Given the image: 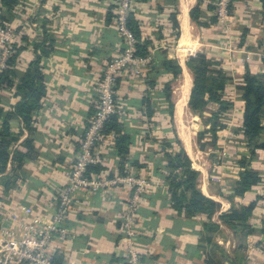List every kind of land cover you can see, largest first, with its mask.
<instances>
[{"label": "crops", "instance_id": "1", "mask_svg": "<svg viewBox=\"0 0 264 264\" xmlns=\"http://www.w3.org/2000/svg\"><path fill=\"white\" fill-rule=\"evenodd\" d=\"M198 1L202 8L201 21L210 23L215 14V10L209 9L213 0H134L133 4L132 12L141 27L142 38L152 41L148 55L153 62L141 75L132 71L121 74L116 97L123 131L131 138L126 170L144 174L153 183L143 194L137 209L142 262L207 264L210 258L219 264H264V149H259L251 160V166L260 172L262 182L244 196H235L233 186L241 169V151H247L248 155L244 156H249V150L231 146L233 167L229 169L224 163L215 164L213 158L196 161L198 154L192 136L195 126L201 131L203 124L194 123L189 128L184 122L193 86V76L186 61L190 55L204 52L219 61L232 78L227 97L232 98L235 107L224 113L231 122L221 134L245 137L239 130L244 106L236 85L242 83L247 67L253 73L264 72L263 3L261 0L234 1L230 17L234 38L229 43L230 38L219 30L217 22L204 26L191 19V9ZM115 2L21 0L13 10L11 27L16 35L15 44L22 47L15 79L22 77L29 64L40 55L46 95L42 107L34 115L35 129L31 134L21 118L11 120L13 132L23 129L18 143L30 135L38 154L34 159L26 160L18 182L11 190L4 191L3 176L0 175V218L5 228H17L19 220L11 218L10 214L21 216L23 207L30 206L39 215L51 217L59 191L69 182L81 139L98 106V81L102 70L123 51L124 43L115 22ZM109 11L111 17H108ZM172 13L177 14L179 35L171 20ZM175 38L184 48L175 49ZM43 48L45 51L42 52ZM165 57L177 59L182 67L181 83L177 93L174 90L172 95L173 120L168 112L164 88L168 83L173 86L179 77L164 72ZM187 74L192 82L186 98ZM14 91L15 88L2 91L7 107L19 100ZM144 99L150 101L152 114L148 113V101ZM207 107L215 111L218 104L210 102ZM232 126H236L235 132L239 134L231 133ZM175 131L193 167L201 172L200 189L221 205L212 217L205 213L187 216L172 205L163 141L174 139ZM258 140L264 142V131ZM99 151L106 171L119 174L120 157L112 134L99 145ZM130 193V187L114 185L97 192L81 190L75 195L65 221L69 236L64 240L55 239L50 249L52 254L59 256L60 264H127L121 221L124 203ZM251 201H256L248 220L253 229L251 233L238 232L221 219L223 213ZM210 224L215 225L213 231L207 228ZM223 250L227 257H223Z\"/></svg>", "mask_w": 264, "mask_h": 264}, {"label": "trees", "instance_id": "2", "mask_svg": "<svg viewBox=\"0 0 264 264\" xmlns=\"http://www.w3.org/2000/svg\"><path fill=\"white\" fill-rule=\"evenodd\" d=\"M215 1L213 0V2ZM232 1L234 2L235 0ZM261 1L264 7V0ZM20 2L21 0H0L1 29H7L11 25L14 17L13 10ZM233 6L232 3L230 5L231 12ZM215 8L214 3L209 5V9L215 10ZM110 12L108 17L112 15ZM190 15L193 21L204 26L218 20L214 14L210 23L201 21L202 8L200 1L191 9ZM171 20L177 35H179V23L176 13L171 14ZM128 24L137 38L136 54L147 56L152 41L142 38L141 27L132 11L129 15ZM21 50V46L13 43L5 67L0 68V175L3 176L1 185L4 191L11 190L16 186L19 180V173L23 169L26 160L34 159L38 154L34 139L30 135L18 143L23 134V129L16 133L13 132L11 120L21 118L25 128L31 134L35 129L34 115L42 107V99L46 95L45 77L40 66V55L36 56L29 64L24 75L16 81L15 70ZM43 51H45L44 48ZM186 64L193 76V86L188 101L190 109L195 113L203 114L210 102L218 104L217 110L212 112L211 128L199 132V136L203 138L209 131L216 133L219 126H221L220 118L222 114L231 111L235 107L232 98L230 96L227 97V89L232 78L221 67L219 61L211 59L204 52H198L190 56ZM163 68L164 72L172 73L175 78L182 73V67L177 59L165 57ZM13 88H15L14 95L18 96L19 100L7 107L2 97V91ZM236 88L240 93L244 106L242 112L243 123L239 130L245 136L250 155H242L239 160L241 169L238 179L234 181L233 194L235 196H244L246 192L262 182L260 172L251 166V160L259 149H264V142H259L258 140L260 134L264 131V72L253 73L247 67L242 83L237 84ZM164 93L168 112L171 120H173L175 104L172 99L171 83L166 84ZM144 100L145 102L148 101V113L152 114L153 108H151L150 101L148 99ZM103 131L105 134H115V148L120 157V174L127 175L129 172L126 170V163L128 162L131 138L128 133L123 131V123L120 121L119 113L111 114L108 117ZM173 143L177 146L176 148H174ZM163 150L168 169L166 178L169 183V193L173 207L179 213H185L187 216L205 213L208 217H212L220 209L221 205L206 196L200 189L201 172L193 167L192 160L183 147L176 131L174 139H165L163 141ZM88 173H100L109 178L114 176V174L106 171V167L103 164L89 166ZM255 206L256 201H251L246 206L232 208L231 211L225 212L220 216L232 229L238 232L244 230L245 234H249L253 229L248 224V220L252 216ZM207 228L213 231L215 225L210 224ZM207 240L210 241L211 238H207ZM58 257L57 254L54 255V264H60L61 260ZM223 257H227V252L224 250ZM207 264H219V261L215 262L209 258Z\"/></svg>", "mask_w": 264, "mask_h": 264}, {"label": "built area", "instance_id": "3", "mask_svg": "<svg viewBox=\"0 0 264 264\" xmlns=\"http://www.w3.org/2000/svg\"><path fill=\"white\" fill-rule=\"evenodd\" d=\"M215 15L218 21L230 18L232 0H216ZM115 22L123 40V51L113 57L102 70L98 81V106L90 118L80 142L76 163L69 182L59 191L58 203L51 217H43L32 207H23V214L11 213V218L18 219L17 228H5L0 218V264H54V254L50 252L55 239H67L69 229L65 221L69 217L75 195L81 190L97 192L107 190L114 185L131 188V193L124 203L122 231L125 236L127 264H145L142 262L138 240L137 209L143 194L152 188V181L144 174L128 173L106 177L100 173H88L91 165L102 164L103 157L99 145L106 141L109 134L103 129L111 114L119 113L116 97L118 77L132 71L141 75L143 68L150 62V56L136 54L137 38L128 24L133 9V0H116ZM16 41L11 25L0 28V68L5 67L10 49ZM112 139H115V134Z\"/></svg>", "mask_w": 264, "mask_h": 264}, {"label": "rangeland", "instance_id": "4", "mask_svg": "<svg viewBox=\"0 0 264 264\" xmlns=\"http://www.w3.org/2000/svg\"><path fill=\"white\" fill-rule=\"evenodd\" d=\"M216 3L217 2L215 1L214 2L215 6H216ZM232 3H234V2L232 1ZM133 4H134V0H133ZM229 13H230V17H231V14H232L231 8H230ZM217 23L219 26V30H221L222 33L227 35V38H230L228 42L229 43L232 42L231 40H233V38H234V34H233V31L231 28L232 19L229 18L225 22H220L217 20ZM178 38H175V43H176L175 49L176 50H178L179 47L184 48L183 44L180 45V43H179L180 41H178ZM195 54L196 53H194L193 55H195ZM193 55H190V56H193ZM151 60L143 69L149 67L151 62H153ZM181 80H182V77H179L178 80H175V82L173 83V86H172V95L173 96H174V90H176V93H177L178 87L180 85L179 83H181ZM212 112L213 111L209 110L207 107L206 110L203 112V114H199V113L193 112L190 109V107H187L186 112H185L184 122L186 123V125L189 128H191L194 123H196V124L201 123L205 126V129H210L212 126V124L210 123ZM194 115L199 116V118L195 119ZM228 117L229 116H225L223 114L220 118V125L221 126H219V128L217 129V132L214 133L212 131H209L203 136V138H201L199 136L200 131L198 130V126H195L196 129H195V132L193 133L192 137H193L194 147H196L197 154H198V156H197L198 158H196V161H199V159L205 160L207 158H213L215 161V164H217L218 162L224 163L226 168L229 169V168L233 167V160L231 159V156L234 154V152L233 153L231 152V148H230L231 146L232 147L243 146L249 150V148L246 144L245 137L241 138L238 135H232V134L227 135V133H225V135L221 134V131H223L227 126H229L228 123L231 122V121H228V120H230ZM232 127H233V130L231 133L239 134L238 132H235L236 126H232ZM236 131H237V129H236ZM179 132H180V129H179V126H177L178 135H179ZM203 147H204V149H203ZM215 180H216V178H215Z\"/></svg>", "mask_w": 264, "mask_h": 264}, {"label": "bare ground", "instance_id": "5", "mask_svg": "<svg viewBox=\"0 0 264 264\" xmlns=\"http://www.w3.org/2000/svg\"><path fill=\"white\" fill-rule=\"evenodd\" d=\"M191 82H192V80H191V78H190V76H189V74H187V76H186V88H185V90H184V93H185V97L187 98L188 97V94H189V90H190V87H191ZM181 129H184V126L183 125H181ZM189 142V136H187V141H186V144H187V147H189L188 146V143Z\"/></svg>", "mask_w": 264, "mask_h": 264}, {"label": "water", "instance_id": "6", "mask_svg": "<svg viewBox=\"0 0 264 264\" xmlns=\"http://www.w3.org/2000/svg\"><path fill=\"white\" fill-rule=\"evenodd\" d=\"M203 125H201V127H200V130H203ZM241 154L242 155H248V152L247 151H241Z\"/></svg>", "mask_w": 264, "mask_h": 264}]
</instances>
